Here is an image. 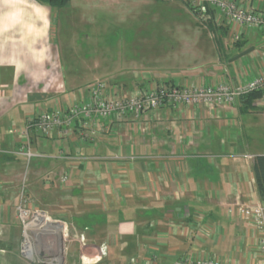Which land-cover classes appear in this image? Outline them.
<instances>
[{
  "label": "crops",
  "instance_id": "obj_1",
  "mask_svg": "<svg viewBox=\"0 0 264 264\" xmlns=\"http://www.w3.org/2000/svg\"><path fill=\"white\" fill-rule=\"evenodd\" d=\"M253 5L264 10V0ZM47 9L0 0V264L257 263L255 229L227 208L264 204L252 172L264 156V106L165 108L138 121L98 120L71 137L41 136L28 129L30 118L86 96L85 85L66 82ZM240 41L223 52L212 40L199 66L167 78L142 81L119 69L94 79L117 97L160 83L238 87L264 73V34L247 31ZM25 145L37 157L19 155ZM21 196L39 215L30 258L21 253Z\"/></svg>",
  "mask_w": 264,
  "mask_h": 264
},
{
  "label": "rangeland",
  "instance_id": "obj_2",
  "mask_svg": "<svg viewBox=\"0 0 264 264\" xmlns=\"http://www.w3.org/2000/svg\"><path fill=\"white\" fill-rule=\"evenodd\" d=\"M184 1L190 6L194 2L70 0L64 8L49 9L66 82L89 90L96 81L106 82L94 78L119 69L136 71L135 77L142 81L155 74L167 78L171 72L199 66L205 46L212 47L214 38L223 52L228 50L231 43L224 40L223 30H216L212 23L210 41L207 24ZM244 1L249 5L254 2Z\"/></svg>",
  "mask_w": 264,
  "mask_h": 264
},
{
  "label": "built area",
  "instance_id": "obj_3",
  "mask_svg": "<svg viewBox=\"0 0 264 264\" xmlns=\"http://www.w3.org/2000/svg\"><path fill=\"white\" fill-rule=\"evenodd\" d=\"M193 13L204 23L212 21L214 26L223 30L224 40L227 43L240 41L247 31H260L264 34V10L255 5L247 4L244 0H193ZM212 11V15L210 12ZM260 91L261 98L258 105L264 106V73L238 87H232L228 83L216 86H177L160 83L144 90L136 91L127 97H117L109 91L106 82L96 81L86 96L80 98L68 107H59L50 113L39 114L28 121V129L41 136L51 137L55 132H61L65 137L73 136L75 129H90L98 120L132 119L138 121L145 113L156 112L165 108L176 109L181 106H204L210 109L219 107H233L249 93ZM146 131L147 128H141ZM16 134V131H11ZM26 139L27 135L22 134ZM28 143V140H27ZM26 146V147H25ZM23 146L18 152L28 161L34 157L28 145ZM66 177L61 179L65 182ZM26 200L21 196L18 206V217L21 221L23 243L21 253L30 258L32 253L31 231L37 226L36 217L32 210L26 207ZM228 215H237L244 222L249 223L256 231L255 245L259 261L255 264H264V204L252 206H235L227 209ZM32 215V217H31ZM78 242L84 246L83 238ZM105 252L102 250L97 261H101ZM89 260L81 258V264H88ZM130 264H136L134 260ZM175 264H242L233 261H225L211 258L195 259L183 258Z\"/></svg>",
  "mask_w": 264,
  "mask_h": 264
},
{
  "label": "trees",
  "instance_id": "obj_4",
  "mask_svg": "<svg viewBox=\"0 0 264 264\" xmlns=\"http://www.w3.org/2000/svg\"><path fill=\"white\" fill-rule=\"evenodd\" d=\"M32 1L41 7H45V8L53 10V9L64 8L69 3L70 0H32ZM158 1H171V0H158ZM185 4L192 12L193 11L192 6H190L188 2H185ZM210 14L211 15L213 14L212 11L210 12ZM207 26L209 28L208 30L211 33H213L214 29L212 26V21L207 23ZM214 28L216 30L218 29L216 27ZM214 41H215L217 48L221 50V44L218 43V40L217 39L215 40L214 38ZM231 47L233 49L238 50L242 47V43L241 41L233 42L231 43ZM261 95L262 93L260 91H255L243 97L241 101H246V103L249 104L253 101L260 99ZM252 172L255 178V183H256L259 198L261 202H264V156H259V157L254 158L253 164H252Z\"/></svg>",
  "mask_w": 264,
  "mask_h": 264
},
{
  "label": "water",
  "instance_id": "obj_5",
  "mask_svg": "<svg viewBox=\"0 0 264 264\" xmlns=\"http://www.w3.org/2000/svg\"><path fill=\"white\" fill-rule=\"evenodd\" d=\"M251 51H252V49H249V50H247V51L242 52L241 54L237 55V56L234 57L232 60H230V63H231V62H234V61H236V60H238V59H240V58H242V57H244L245 55H247V54L250 53Z\"/></svg>",
  "mask_w": 264,
  "mask_h": 264
},
{
  "label": "bare ground",
  "instance_id": "obj_6",
  "mask_svg": "<svg viewBox=\"0 0 264 264\" xmlns=\"http://www.w3.org/2000/svg\"><path fill=\"white\" fill-rule=\"evenodd\" d=\"M43 223L45 224L46 228L50 227L51 225L46 223V221L44 220ZM53 227V226H52Z\"/></svg>",
  "mask_w": 264,
  "mask_h": 264
}]
</instances>
